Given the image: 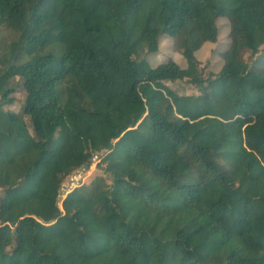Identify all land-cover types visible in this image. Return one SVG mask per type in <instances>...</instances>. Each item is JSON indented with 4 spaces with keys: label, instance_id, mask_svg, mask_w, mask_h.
Returning a JSON list of instances; mask_svg holds the SVG:
<instances>
[{
    "label": "trees",
    "instance_id": "obj_1",
    "mask_svg": "<svg viewBox=\"0 0 264 264\" xmlns=\"http://www.w3.org/2000/svg\"><path fill=\"white\" fill-rule=\"evenodd\" d=\"M0 264H264V0H0Z\"/></svg>",
    "mask_w": 264,
    "mask_h": 264
},
{
    "label": "rangeland",
    "instance_id": "obj_2",
    "mask_svg": "<svg viewBox=\"0 0 264 264\" xmlns=\"http://www.w3.org/2000/svg\"><path fill=\"white\" fill-rule=\"evenodd\" d=\"M163 56H158L156 62L161 61ZM175 60V56H172ZM200 72L204 78H210L215 72V67L210 66L207 63V57L205 56L198 66ZM161 89L165 95L169 97L172 103L181 104L189 101L197 94L196 88L191 85L186 79L176 82L165 81L161 85ZM100 159L94 158L91 162V166L88 171L83 172L86 167L82 166L74 173H72L61 185L59 190V195L63 196L68 191L72 190L79 183L88 182V180L94 175L96 170V164ZM48 164V157L45 155L35 166L34 172L30 177V181L33 184H37L43 177ZM61 193V194H60Z\"/></svg>",
    "mask_w": 264,
    "mask_h": 264
},
{
    "label": "clouds",
    "instance_id": "obj_3",
    "mask_svg": "<svg viewBox=\"0 0 264 264\" xmlns=\"http://www.w3.org/2000/svg\"><path fill=\"white\" fill-rule=\"evenodd\" d=\"M82 183H79L78 185H81ZM61 194V193H60ZM64 196V195H63ZM60 197H62L61 195H60Z\"/></svg>",
    "mask_w": 264,
    "mask_h": 264
}]
</instances>
